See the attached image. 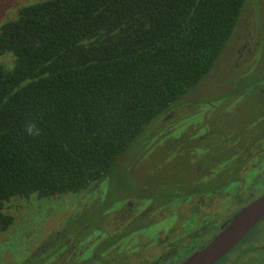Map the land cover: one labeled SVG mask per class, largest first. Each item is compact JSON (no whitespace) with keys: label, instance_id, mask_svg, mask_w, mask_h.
Masks as SVG:
<instances>
[{"label":"trees","instance_id":"obj_1","mask_svg":"<svg viewBox=\"0 0 264 264\" xmlns=\"http://www.w3.org/2000/svg\"><path fill=\"white\" fill-rule=\"evenodd\" d=\"M244 2L19 5L0 23V230L12 197L97 193L209 72Z\"/></svg>","mask_w":264,"mask_h":264},{"label":"flooded vegetation","instance_id":"obj_2","mask_svg":"<svg viewBox=\"0 0 264 264\" xmlns=\"http://www.w3.org/2000/svg\"><path fill=\"white\" fill-rule=\"evenodd\" d=\"M241 20L239 16L227 40V51L219 60L230 71L239 65L254 64L255 69L258 65V78H264V24L256 1L249 21L241 24ZM205 77L207 92L225 89L219 86L222 81L217 74L207 73ZM254 86L259 99L264 95V84ZM179 108L158 119L155 132L146 134L161 137L156 130L164 123L171 126ZM260 127L261 133L256 132L255 125L247 128L243 141L238 139L232 148L225 147L229 139L218 134L208 136L209 129L188 136L194 128H182L165 138L162 154L168 162L184 159L188 168L176 178L167 171L161 180L172 189L190 187L181 198L161 199L154 193L151 199H139L138 195L132 197V192L131 197L114 204L107 199H73L76 211L43 220V228L16 264H181L204 248L237 211L264 193L263 186L253 195L248 183L242 181V174L252 167L261 170L257 176L264 175V125ZM228 186H235L232 199H224ZM242 191L250 197L240 199ZM210 264H264V214Z\"/></svg>","mask_w":264,"mask_h":264},{"label":"rangeland","instance_id":"obj_3","mask_svg":"<svg viewBox=\"0 0 264 264\" xmlns=\"http://www.w3.org/2000/svg\"><path fill=\"white\" fill-rule=\"evenodd\" d=\"M28 1L32 0H0V23L12 18L17 7ZM254 1H256L264 24V0H245L240 13L241 24L249 21L248 17ZM228 44L226 42L208 72L212 75L217 74L222 81L219 86H224L225 89L207 92V77L203 78L192 92L183 97L185 104H178L180 108L171 118L173 124L170 126V124L164 123L160 129L156 130V132H160L161 137H155V133H144L143 146L139 144L136 148L132 147L130 152H126L127 162L124 163L123 159L115 169L110 171L113 174L112 177L108 181L100 183L102 185L97 193L95 191L92 193V197L83 196L82 193H62L41 198L32 195L27 198H10L19 200L10 203L9 212L12 213V221L7 226L8 229L0 230V264H16L17 260L25 254L27 246L43 228V220H52L59 214L63 216L67 213H74L76 211L74 207L77 204L71 202L73 199H107L109 204H114L115 201L131 197L132 192H135L132 197L138 195L139 199H151L154 193L161 199L181 198V194L185 193L184 190L190 187L185 186L179 190L176 186L172 189L169 184L166 186L165 181L161 180L167 171L169 173L172 171L176 178L183 174L184 168L186 170L188 168L184 159L179 162H168L162 154V142L165 138L175 136L182 128L190 126L194 128L193 131L190 128L188 136H198L203 129L204 131L209 129L208 136L218 134L219 137L229 139L226 141L225 147L228 145L230 148L238 142V139L243 141L246 129L253 125L257 127L255 128L256 132L261 133L260 126L264 125V119L262 120L264 118V95L258 99V96H255L254 85L257 82L264 84V78H258L257 73L260 69H258V65L255 69L254 64L248 67L239 65L236 68L239 70L226 69L219 58L222 52L227 51ZM182 131L185 132V129ZM148 132L151 131L148 129ZM193 146L194 144L189 148ZM169 151L171 150L169 149ZM262 164L263 162L260 161L259 166ZM260 171L259 167H252L242 174V181L248 183L247 189L253 195H257L264 186V183L262 184L264 175L257 176ZM258 178L261 179V182H258ZM103 184L106 185L103 186ZM234 187L225 188L228 194L224 199H232ZM238 192L240 194L239 190ZM245 194L246 192L242 191L240 199L250 197Z\"/></svg>","mask_w":264,"mask_h":264},{"label":"water","instance_id":"obj_4","mask_svg":"<svg viewBox=\"0 0 264 264\" xmlns=\"http://www.w3.org/2000/svg\"><path fill=\"white\" fill-rule=\"evenodd\" d=\"M264 214V193L237 211L228 224L201 250L181 264H210L229 249Z\"/></svg>","mask_w":264,"mask_h":264},{"label":"clouds","instance_id":"obj_5","mask_svg":"<svg viewBox=\"0 0 264 264\" xmlns=\"http://www.w3.org/2000/svg\"><path fill=\"white\" fill-rule=\"evenodd\" d=\"M29 131H31V129H29Z\"/></svg>","mask_w":264,"mask_h":264}]
</instances>
